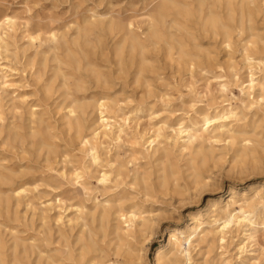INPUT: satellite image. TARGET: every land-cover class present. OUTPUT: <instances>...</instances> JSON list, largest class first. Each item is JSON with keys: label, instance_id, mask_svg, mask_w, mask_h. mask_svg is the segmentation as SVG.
Here are the masks:
<instances>
[{"label": "bare ground", "instance_id": "bare-ground-1", "mask_svg": "<svg viewBox=\"0 0 264 264\" xmlns=\"http://www.w3.org/2000/svg\"><path fill=\"white\" fill-rule=\"evenodd\" d=\"M153 3L154 1L151 2ZM95 15L98 12L93 11L92 14L78 16L65 25L58 24V19L54 16L39 17L37 21L30 18L21 25V19L16 14L0 11V56L3 51L9 52L12 33H17L21 26L24 28V37L32 45L35 42H39L40 46L48 45L43 56L37 53L27 61L26 68H30L31 72L35 70L32 74L33 81L42 84L46 99L55 92H60L64 98L61 110H66L62 115V126L66 133L79 140L82 145L81 160H78L70 175L61 174L63 179L66 178L73 184L82 181L83 189L89 191L87 184L96 174V178L106 184L112 183L113 175L119 182L132 173L133 185L140 186L146 194H150L153 192L150 176L140 173L137 167L140 158H147L154 159L156 167L160 168L157 171L158 188L165 191L173 189L174 193L182 196L184 193L179 181L183 179L184 173L178 164L177 154L186 162L187 171L191 172L190 183L198 190L207 186L205 169L210 164L216 167L223 160L216 145L224 143V148L232 152L233 159L240 163L254 159L259 149H264L262 141H256L257 134L250 135L247 131L250 127L248 116L255 118L264 113V38L256 33L258 29L255 26L256 19L260 15L264 17V0H159L146 13L143 23L137 20V16L107 18ZM235 34L240 42L245 41L242 44L243 62L247 63L244 68L249 76L242 81L237 62L232 58L225 63L216 61L202 42L203 38L208 37L220 39L222 45L232 49ZM105 38L112 42L105 55L111 54L119 72H123L125 62L135 65L137 83L145 78L146 72L155 71L150 55L160 51L166 53V58L176 65L178 71L211 74L212 77L206 79L219 82L221 92L227 90L230 84L228 79L241 81L239 87L241 93H244V97L239 98L243 105L241 113L229 107H221L207 86L206 96L212 101L211 104L195 111L194 116L181 122L178 129H173L172 134L165 132V126L157 127L149 139H146V134H135L131 131L130 124L127 125L129 118L120 116L126 103L107 96L88 97L86 94L88 81L97 87L107 85L106 74L94 60L95 52L103 46ZM17 59L18 54L14 53L9 62L18 63ZM0 67L12 75L18 70L11 65L0 64ZM0 79L1 93L7 88L15 87V84L7 82V75ZM29 100L27 94L11 98L10 111L22 124L14 121L8 129L3 126L1 134L5 133L6 141L11 144L28 142L40 151L45 150L49 160L58 154L49 132L51 127L45 118L46 114L40 111L41 100L38 99L34 104H30ZM142 104L143 102L136 111L143 110L140 107ZM3 114L0 109V122L5 121ZM92 116L96 119L90 121ZM87 124L89 135H86ZM263 126L264 119L257 120L252 130L255 132ZM124 137H128L131 153L130 160L126 163L118 156L115 159L108 157L112 151L108 149L111 146L120 148ZM130 162L133 164L131 170L127 167ZM117 182L115 183L118 184ZM12 183L11 177L0 171V187ZM28 190L24 184L13 189L18 197H22ZM232 195L227 206L212 211L218 218L215 219L219 223L218 230L206 229L205 223L197 219L184 229L170 230L167 245L169 249L164 251L165 247L160 246L156 250L158 264H179L183 260L190 262L191 252L196 245L206 243L211 247L218 235L224 236L234 226L251 227L249 239H255L257 226H264V193L256 191L252 196L243 195L238 198L235 193ZM10 202L11 197L0 195V204ZM236 205L238 208L231 209ZM74 207L76 221H85L84 226L87 227L91 220L92 225L99 223L104 232L110 231L115 235V255L123 257L122 264L143 263L142 252L152 241L156 226L149 214L144 215L146 213L135 205L127 206L122 198L109 199L104 204H95L94 208L83 203H77ZM114 220L117 224L112 226ZM69 222L72 223L73 219L70 218ZM88 235L89 237L84 231L78 238V257L74 258L70 253L67 259L74 264H107L104 261L105 249L99 246L96 238V229L91 228ZM223 236L220 238L222 243L225 240ZM21 246L16 239L15 251ZM0 263L6 264L3 259H0Z\"/></svg>", "mask_w": 264, "mask_h": 264}, {"label": "rangeland", "instance_id": "rangeland-1", "mask_svg": "<svg viewBox=\"0 0 264 264\" xmlns=\"http://www.w3.org/2000/svg\"><path fill=\"white\" fill-rule=\"evenodd\" d=\"M154 1L153 4L151 2ZM159 0H0V11H7L16 14L22 25L26 20L54 16L58 19V24L65 25L71 23L78 16L98 12L102 17L137 16L138 21L143 23L146 13ZM95 15V16H98ZM137 21V22H138ZM257 34L264 38V17L260 15L256 19ZM254 32V33H255ZM11 33V32H10ZM24 28L20 27L17 33H12L10 42L12 46L8 53L2 52L0 64L11 65L18 69L13 75L11 72L0 67V78L7 75L8 83L15 84V87L0 91V109L3 111L4 122H0V171L9 175L12 184L0 187V195L11 197L10 204H0V259L6 264H74L69 258L72 253L74 258L78 257V238L85 231L89 237L91 228L96 229V238L99 246L105 249L104 261L107 264H122L123 257L115 255V235L110 231L104 232L99 223L85 227V221H76L75 205L83 203L89 208H94L95 204H104L109 199L122 198L126 205H135L144 215H150L156 224L152 236V241L146 245L142 264H158L156 260V250L163 246L164 251L169 249L168 233L174 228L184 229L192 224L194 219L205 223L206 229L216 228L219 223L215 222V215L212 213L218 207L227 206L235 193L238 198L243 195L252 196L257 191L264 193V149H259V153L254 159H248L245 163L236 162L232 152L224 147V143L216 145L222 153L223 160L215 167L212 164L205 172L207 186L195 190L190 183L186 162L177 154L178 164L182 167L183 176L179 181L184 195L180 196L172 190H161L158 188L159 180L157 162L154 159L140 158L137 167L140 173L150 176V187L153 192L146 194L140 186L133 185V174L130 173L123 180L112 176V183H101L96 177L89 180V191H85L80 183H71L61 177L62 173L70 175L73 167L83 156L80 149L79 140L66 133L62 126V111L64 98L60 92H55L49 98L44 97L42 84L33 81L30 68H26V63L35 57L37 53L43 54L48 50V45L40 46L39 42L32 45L27 37H24ZM220 39L203 38L204 48H208L216 61L225 63L230 58L237 62V69L240 70L241 81L246 80L249 73L244 68L247 64L243 62V48L237 34L234 35L232 49L226 48L219 42ZM103 46L96 50L94 60L106 74L107 85L97 87L88 81L87 96L99 97L107 96L126 103V107L120 113L123 118H129L130 124L135 134H146V139L153 134L159 126H165V132L172 134L173 129H178L181 122H186L189 117L194 116V112L211 104V100L206 96L207 86L213 92L215 101L221 107H229L237 113H241L243 105L240 99L244 97L241 93L239 83L236 79H228L230 84L226 91L221 92L219 82L211 78V74L196 71L193 74L188 70L178 71L176 65L166 58L164 51L153 52L150 55L151 63L155 71L146 72L145 78L141 82H136V66L125 62L123 72L118 71L115 60L109 54L106 56L108 48L112 42L105 38ZM14 53L18 54V63L13 61ZM40 56V57H42ZM26 68V69H25ZM218 69V73H220ZM51 75L49 73L48 77ZM47 77H45L46 79ZM2 79H0V82ZM1 85V84H0ZM21 87V89H17ZM27 94L31 103L41 100L40 111H43L46 120L51 127L49 132L53 136V142L57 147V156H52L48 160V153L40 151L38 147L32 146L28 142L9 143L6 141V134L2 132V127L8 129L10 124L16 121L22 124L18 118L10 111L11 98H20ZM240 98V99H239ZM29 100V101H30ZM252 100V97L251 99ZM143 110L136 111L138 106ZM196 103V106L194 104ZM221 109V108H219ZM241 115V114H240ZM96 119L94 116L91 120ZM264 113L257 116H248L250 127L247 129L250 135L257 134L256 141L260 139L264 147V126L252 130V126L257 120H263ZM27 125L28 122L26 121ZM86 135L90 134L88 124ZM131 133V132H129ZM132 134V133H131ZM128 137H124V142L120 148L111 146L110 158L117 156L128 162L129 153ZM147 148V146H146ZM105 156V155H104ZM118 166V164H116ZM128 169H133L130 162ZM108 170V169H107ZM117 182L118 184H116ZM24 184L28 187V192L22 197H18L13 191L17 186ZM12 188H11V187ZM95 203V204H94ZM234 206L231 209H236ZM73 222L70 223L69 219ZM116 221L112 222L114 226ZM251 227L234 226L226 234L218 235L217 241L209 247L206 243H200L191 252V261H182L179 264H264V226H257L256 237L249 239ZM224 237V243L220 238ZM16 239L22 246L15 251ZM25 246L27 247L25 249ZM71 251V252H70ZM184 259V258H182ZM1 264V263H0ZM91 264V263H84Z\"/></svg>", "mask_w": 264, "mask_h": 264}]
</instances>
